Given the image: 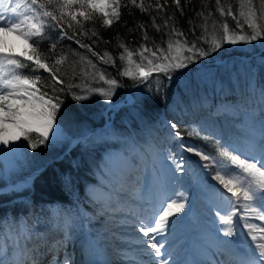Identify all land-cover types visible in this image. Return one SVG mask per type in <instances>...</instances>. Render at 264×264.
<instances>
[{
  "label": "snow or ice",
  "instance_id": "snow-or-ice-1",
  "mask_svg": "<svg viewBox=\"0 0 264 264\" xmlns=\"http://www.w3.org/2000/svg\"><path fill=\"white\" fill-rule=\"evenodd\" d=\"M169 2L105 0L103 5H98L96 0H0V155L14 154L21 147L35 151L40 146L55 142L63 130L59 117L65 98L70 95L77 102L89 100V95L73 91L79 85L68 83L65 87L64 80L58 76L68 58L63 51H56L61 41H74L79 48L87 49L92 57L108 63L92 47L102 38L94 28L85 32L84 23L78 16L83 17L85 22L99 19L103 27H110L114 21L120 20L121 8L129 14L136 8L150 16L151 27L157 33H163L167 39L162 38L159 44L152 41V48L141 43L132 50L124 43H118L117 48L123 49L118 57L120 66L124 68V53H127L129 67L117 74L130 77L134 84L144 85L153 98L171 85L175 73L190 68L202 58L218 54L225 46L235 48L257 41L264 42V0H238L237 11H233V0H200V10H194V18L188 20L187 33L175 26L174 12L165 14ZM185 3L191 4L192 0H185ZM212 3L214 9L210 8ZM171 4L181 15L184 14L181 0H171ZM76 5L83 10L78 13L65 11ZM97 9L102 17H96L93 11H89ZM109 14L113 19L107 18ZM66 16L71 19H66ZM158 18L162 21L159 24L156 22ZM147 27L138 22L135 29L128 31L141 30L142 40L147 42L150 40ZM81 34L87 36L92 44L82 42L78 38ZM188 36L192 39L189 40ZM46 37L51 38L48 55L40 51ZM93 37L97 39L93 40ZM103 43L108 44L109 41ZM137 52L139 62L132 59ZM72 54L80 55L78 52ZM103 55L109 57L112 66L116 67V59L108 52ZM80 59L86 57L80 55ZM88 63L96 67L91 59ZM133 64L135 71L131 68ZM261 65L264 66V57L261 58ZM99 80L108 87L89 88L87 91L111 101L115 89L119 87L117 79L106 78L105 73L101 72ZM154 81L157 82L155 88ZM259 95L258 119L244 111L241 123L247 135L243 148L234 147L228 141L222 143V138L202 135V126H189L187 136L212 143L215 155H210L202 148L183 142L184 133L179 130L178 120L168 123L165 142L170 141V147L178 148L179 153L174 150L166 154L157 153L154 163L163 166L168 160L172 162L167 166V171L170 173L168 182H174V186L170 192L165 186L166 194L150 211L129 210V215L133 217L134 236L126 242L123 253L125 264H169L172 260L169 235L174 230L176 215L184 211L188 202L186 190H181L184 177L189 175L183 153L193 154L206 162L200 166L202 170L215 165L211 179L221 186H205L200 174L191 177L202 192L211 187L215 190L213 195L218 194L224 202L223 207L216 211L220 225L218 231L230 239L220 241V247L208 264H236L237 250L244 253L238 264H264V84L260 85ZM240 104V100L234 102L233 114L239 110ZM225 114H229L227 110ZM61 179L65 185L72 182L70 174ZM45 211L47 218L43 232L38 231L35 224L29 223L26 216L10 213L0 216V264H73L72 258L67 255L60 259L61 248L66 247L71 239V214L55 205L46 207ZM62 215L63 227L58 223ZM251 220L261 223H251ZM241 222L247 229L246 233L238 228ZM173 264L177 262L173 261Z\"/></svg>",
  "mask_w": 264,
  "mask_h": 264
},
{
  "label": "rangeland",
  "instance_id": "rangeland-1",
  "mask_svg": "<svg viewBox=\"0 0 264 264\" xmlns=\"http://www.w3.org/2000/svg\"><path fill=\"white\" fill-rule=\"evenodd\" d=\"M96 3L103 5L105 0H96ZM257 44L262 46L264 42L257 41ZM248 48V46L247 48L246 46H237L235 48L229 46L225 50L227 55L224 58L190 66L183 74L199 82L201 86H206L207 96L210 98L214 97L212 99L215 104H212L211 107L205 106L211 100L204 101L202 103L204 107L200 106L201 102L199 103V101L193 102L194 113H201L200 120L196 125L205 127L206 136H212L214 139L228 137L229 142L234 147L240 148L244 147L247 135L245 126H240V123L244 120V111L246 110L249 115H253L255 119H258L259 107L254 108L253 106L248 107L246 104H240L239 110L233 114L234 102L217 100L215 95L220 93L218 91L221 77L217 78L219 72L215 64L225 62V71L231 72V74L236 73L233 79L237 81L239 79L238 76L251 69V67L245 63L250 58L237 54L236 50L246 51ZM255 53L252 54L254 55ZM257 61L260 62V59H257ZM230 86L236 87L234 83ZM129 92L127 91L124 94V105L133 102V96ZM113 96H120L118 89H115ZM115 105H113V108L112 106L111 109L107 107L103 111L104 123L102 127L94 128L92 132L90 131L86 136L87 139L82 140V137L77 141L82 140L83 143H86L85 146H90L93 155L96 153L97 156L101 155L99 171H101L104 178H98L99 180L93 181L89 187L83 184L79 186L76 184L79 194L73 195L72 198L69 197L68 201L60 202L43 196L45 199L43 200L45 201L43 206L51 207L55 205L71 214V239L66 247L61 248L60 252L64 256L66 254L71 257L73 264H125L123 253L127 247L126 242L134 236L131 223L133 217L129 215V210H136L137 212L141 210L150 211L153 206L158 205L160 199L166 194L165 186H167V192H170L174 186V182H168L170 173L167 171V166L171 165L172 162L168 160L162 166L159 163H154V160L157 153L166 154L170 150L179 153V149L170 147V141L165 142V140L159 141L156 139L154 141L147 136L142 139L139 135L138 141L129 138L125 139L123 136H114L116 134H113L114 130L111 127V122L118 110L123 106L114 111L113 114ZM219 105L224 106H220V110L218 109L213 113L212 109ZM226 110L229 114H225ZM207 112L220 117L227 116L229 119L221 120L224 117L216 119L217 117L208 115ZM168 123L165 121L164 124L166 133ZM242 128H244L243 131L241 130ZM256 130L257 132L259 131L258 124L256 125ZM165 135L167 136V134ZM68 140V137L62 131L55 142L47 145L52 146V148L55 147V154H57L64 150H61V147ZM141 140H143L142 143ZM76 143L70 144L74 146ZM43 147L47 148L46 145H43L38 152L36 150L33 151L31 148L25 149L21 147L18 152L13 154L12 161L6 159L5 156L0 157V198L4 200L0 204V210H3L5 206L13 202H17L14 204L15 207L19 203L21 208H25L38 200L33 196V182L34 178L37 177L33 174L50 162L43 161L44 163H42V160H40L41 157L39 156L42 155L40 150ZM68 149L67 147L64 152ZM183 155L185 164L187 159L190 163H197L191 159L189 154L183 153ZM38 160L40 161L38 162ZM186 167L189 170V175L184 177L181 190H186L188 202L184 211L176 215L174 230L169 235V244L172 245L171 250L173 251V258L169 261V264H173V261H176L177 264H180V262H183V264H194L195 261H199L200 264H208L212 259V255L220 247V241L222 239H230L223 237L222 232L218 231L220 225L216 211L218 208L223 207L224 202L219 201L217 194L213 195L214 191L211 187H208L206 192H202L200 187L192 180L191 177L200 174L201 181L205 186L214 185L211 179L209 180L205 170L203 171L200 168L198 173L196 167L193 166L192 168L188 165ZM129 168L132 171L126 173L125 170ZM42 171L37 173V175ZM177 175L183 174L177 173ZM133 181L135 182L133 183ZM215 186L216 188L221 187L217 184ZM190 201L191 205L193 203V210L191 211L189 209ZM26 211L18 215L25 217ZM240 215L242 216L243 214L241 213ZM59 222L60 226L63 227V215L60 217ZM249 222L261 223L257 220ZM238 228L242 232H247L242 222L238 224ZM36 229L39 231L41 228L36 227ZM89 233L93 236L89 237ZM242 256L243 253L240 251L236 252V264H238Z\"/></svg>",
  "mask_w": 264,
  "mask_h": 264
},
{
  "label": "trees",
  "instance_id": "trees-1",
  "mask_svg": "<svg viewBox=\"0 0 264 264\" xmlns=\"http://www.w3.org/2000/svg\"><path fill=\"white\" fill-rule=\"evenodd\" d=\"M161 2H163V0H161ZM200 7V0H192L191 4H186L185 0H181V8L184 10V14L181 15L180 11L176 10L175 5L171 4L170 0L169 7L165 14L170 15L172 12H174L176 20L175 26L187 33L189 28L188 20L190 18H194V10L198 11L200 10ZM214 7V3L210 4V8L214 9ZM81 10L83 9H81L79 5H76L71 9H66L65 11L78 13ZM105 10L109 11V13L111 12L110 9ZM237 10L238 0H233V11ZM89 11H93L96 17H102V13L99 11V9ZM120 12V20L114 21L110 27H103L99 19L85 22L83 17L78 16V19L84 23L85 32H88L89 29L94 28L98 32V36L102 38V40L93 44L92 47L93 51L97 52L100 57H103V60H108V63L105 64L97 57H92L91 54L88 53L87 49L79 48V45L75 44L74 41L65 40L58 44L56 50L57 53L63 51L68 57L61 66V72L58 73V76L64 80L63 86L66 87L68 83L79 85L78 88L74 87L73 91L80 94L89 95L90 98L87 101L79 102L72 100L70 95L65 98L64 106L60 113L59 122L63 129V133L68 137L69 140L62 145L61 150H64L60 153L55 154V147L52 148V146L49 145H46V149L43 147V149L40 150L42 153V155L39 156L41 157V162H50L47 164V166H45L44 170L34 178L33 196H35L38 200L27 205L25 208H21L19 203L17 207H15L14 204L17 202H13L5 206L6 209L4 208L3 210H0V216L5 213L18 215L19 213H24L27 210L26 217L28 218L29 223L35 224L36 227L41 228L39 231L43 232L46 221L44 219L47 217V213L45 211L46 207L45 205L43 206V203L45 202L43 201L45 200L43 196L60 202L68 201L69 197L72 198L73 195L79 194L76 184L78 186L83 184L84 186L89 187L92 185L93 181L95 182V180H99L98 178L101 177V179H103L104 177H102L103 175L101 174V171H99L101 155L97 156V153L93 155L91 147L85 146L86 143H83L82 140L87 139V134L90 131L92 132L94 128H100L103 126V111L107 109V107L111 109V106L113 108V105H117V103L123 99L124 94H126L127 91H130L129 93H131L133 96V102L128 105H123L112 120L111 127L114 130L113 134H116L114 136H123L125 139L129 138L138 141L140 135L142 139H145L147 136L149 139L154 141L155 139L161 141L165 140V134H167L165 132L166 127L164 126L165 121L176 122L178 120L180 124L179 130L184 133V143L197 146L208 152L210 155H215V150L211 142L205 143L203 140L187 136V130L189 126L197 124L201 115L199 112L198 114L194 113V109L192 108V105H194L193 102H201V107H204V104L202 103L207 100L211 101L205 105L206 107H211L212 104H215L213 102L214 100L212 99L214 97L210 98L207 96L208 91L205 89L207 88L206 86H201L199 82L189 78L188 75H183L188 70V68L182 70L181 72L175 73L173 75L171 85L165 87V89L160 92L159 95H156L155 98H153L152 94L147 92L144 85L134 84L130 77L119 76L117 74L118 71H123L124 68L129 67L127 53H124V68H121L120 66L118 57L120 53L123 52V49L117 48L118 43H124L126 47L132 50L137 49L141 43H145L148 48H152V41H155L159 44L162 38L165 40L167 39L163 33H157L155 29L151 27L152 21L148 14H142L139 9L136 8L132 9V14H129L124 8H121ZM152 14L155 15V12ZM107 18L113 19L111 14H109ZM216 18L219 19L218 14H216ZM66 19L70 20L71 17L66 16ZM138 22L144 23L148 26L147 34L150 38L149 41L145 42L142 40V31L139 29L133 32L128 31L129 29H135ZM156 22L159 24L162 21L158 18ZM72 23L75 24V21ZM69 32L71 33V30H69ZM53 35H55V30H53ZM209 35L211 38V34ZM78 38H80L84 43L92 44V41L89 40L87 36L81 34L78 36ZM92 39L96 40L97 38L93 37ZM188 39L191 40L192 37L188 36ZM103 41H109V43L105 44ZM50 42L51 38L46 37L44 43L40 45V51L44 55H48V47ZM258 45L260 44L253 42L248 46L249 48L246 51L236 50L237 54H241L242 56L250 58V60L245 61V63L251 67V69L239 75V79H237V81L233 79L236 73L231 74V72L225 71V62L215 64V67L219 72L217 78L221 77V81L219 80L220 86L218 91L220 93L215 95L217 100H226L228 102L240 100L242 101L243 105L246 104L248 107H260L259 88L261 84H264V66L261 65V58L264 57V45ZM228 47L229 46H225L222 48L218 54H212L209 57L202 58L197 64L217 61L224 58L227 55L225 50ZM140 51H142V49H140ZM73 52H78L80 55L85 56L86 59L81 60L80 55H73ZM105 52H108L109 56L116 59V67L112 66V61L109 60V57H105L103 55ZM254 52L256 53L253 55L252 53ZM146 55L150 54L146 53ZM138 56L139 52L135 53L132 58L133 61L139 62ZM89 59H91L93 64L96 65L95 68H93V66L88 63ZM257 59H260V62L257 61ZM131 68L133 71H135L134 64L131 66ZM101 72L105 73L106 78H114L118 81L119 87L116 89L119 90L120 96H113L111 101H105L98 95L87 91L89 88L100 86L105 88L108 87L103 83V81L99 80V75ZM44 75L47 76L48 74L44 73ZM233 83L236 85V87L230 86ZM156 85L157 82L154 81L153 88H155ZM130 87H132L131 90H129ZM140 101H143V103H140ZM217 107L218 106L212 109L213 113L217 111ZM207 114L211 115L208 112ZM211 116L217 117L216 119H221V117H224V119L221 120L229 119L227 116ZM240 126L243 127L244 125L240 123ZM203 129L205 130V127ZM86 131H88L87 134H85ZM234 132H236V130H234ZM202 135L206 136L207 134L205 131H203ZM79 136H83L82 140L70 147V143L75 142L76 138ZM221 141L229 142V138L224 137V139H221ZM142 142L143 140H141V143ZM67 147L69 149L64 152ZM39 149H41V146L38 147L36 151L38 152ZM189 156H191L192 160L197 162L194 164L199 166V168L196 170L199 173L201 168L200 166L206 162L200 160L199 157H196L193 154H189ZM40 160H38V162ZM186 165L192 168L194 166L193 163H190L188 159L186 161ZM214 170L215 165H212L211 169L205 170L209 180L211 179ZM69 174L71 175L72 182L71 184L65 185L61 177ZM211 181L214 185H219L216 181L212 179ZM212 190L215 191L214 189ZM217 196L219 197L218 194ZM219 201L221 202V200ZM2 202H4V200L0 198V204Z\"/></svg>",
  "mask_w": 264,
  "mask_h": 264
},
{
  "label": "water",
  "instance_id": "water-1",
  "mask_svg": "<svg viewBox=\"0 0 264 264\" xmlns=\"http://www.w3.org/2000/svg\"><path fill=\"white\" fill-rule=\"evenodd\" d=\"M131 89H132V87L129 88V90H131ZM127 95H128V94H127ZM122 105H124V100H123V99H122L119 103H117L116 107H115L114 110H113V114H114V111H117V109H119ZM87 133H88V131H87L85 134H87ZM82 137H83V136L78 137V138L75 140V143L79 140V138H82ZM192 163H193L194 167L199 168V166L196 165V164H194V162H192ZM44 167H45V166H42L39 170H36V171L34 172L33 175H37V173H39L40 171H42V170L44 169Z\"/></svg>",
  "mask_w": 264,
  "mask_h": 264
},
{
  "label": "bare ground",
  "instance_id": "bare-ground-1",
  "mask_svg": "<svg viewBox=\"0 0 264 264\" xmlns=\"http://www.w3.org/2000/svg\"><path fill=\"white\" fill-rule=\"evenodd\" d=\"M220 106H224V105H219V106L217 107L216 110H218V109L220 110V108H219ZM17 152H18V151H17ZM1 156H5V158L8 159V160H10V161H12L11 159L13 158V154H3V155H0V157H1ZM10 161H9V162H10ZM131 171H132L131 168L125 170L126 173H129V172H131ZM132 173H133V172H132ZM125 175H126V174H125ZM131 175H134V174H131ZM134 182H135V181H133V183H134ZM89 234H90V233H89ZM88 236L90 237V236H93V235L90 234V235H88ZM91 238H92V237H91ZM60 254H61V252H60ZM65 255H66V254H65ZM63 257H64V255L61 254V255H60V259L62 260Z\"/></svg>",
  "mask_w": 264,
  "mask_h": 264
}]
</instances>
